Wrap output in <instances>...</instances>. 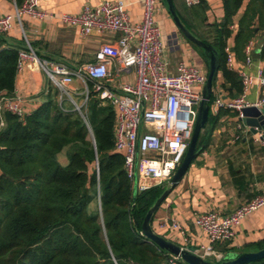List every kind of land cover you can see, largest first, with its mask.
Wrapping results in <instances>:
<instances>
[{
	"label": "trees",
	"instance_id": "trees-1",
	"mask_svg": "<svg viewBox=\"0 0 264 264\" xmlns=\"http://www.w3.org/2000/svg\"><path fill=\"white\" fill-rule=\"evenodd\" d=\"M223 1L225 18L207 43L219 51L214 87L221 72L222 87L235 96L243 83L227 66L226 46L245 0ZM260 31L264 0H248L235 34L238 57ZM6 35L0 34V97L14 94L25 47L24 38L8 45ZM214 98L212 93L210 105ZM85 114L89 126L52 83L25 116L0 112V264H171L170 253L143 233L145 216L167 184L134 193L123 154L115 149L114 106L91 91ZM201 145L202 135L197 150ZM65 148L69 162L62 164ZM244 264H264V258Z\"/></svg>",
	"mask_w": 264,
	"mask_h": 264
},
{
	"label": "crops",
	"instance_id": "crops-1",
	"mask_svg": "<svg viewBox=\"0 0 264 264\" xmlns=\"http://www.w3.org/2000/svg\"><path fill=\"white\" fill-rule=\"evenodd\" d=\"M102 1L106 0H40L41 8L49 15L44 18L28 15L24 17L28 37L37 53L41 57L62 60L72 66L93 61L99 46L112 40L115 35L94 32L84 36L79 26L68 25L61 17L64 14H79L85 5H95ZM121 1L126 5L130 21L141 22L144 0ZM173 1L181 22L194 37L206 43L215 39L214 26L221 24L225 18L223 0H201L196 4H188L187 0ZM247 2L248 0L244 1L230 25L232 34L226 46L227 66L241 79L243 72L256 75L259 68L264 71V31L257 32L246 44L244 58L238 57L234 52L237 24ZM16 4V0H0V15L14 13ZM156 19L162 31L168 71L176 73L179 63L184 62L199 67L208 75L209 61L205 49L179 29L166 0H160ZM6 34L8 45L22 44V30L16 21H13L12 29ZM248 47L252 58L250 62L247 61ZM230 53L231 65L228 64ZM122 78L133 81L134 75L131 73ZM223 82L224 77L219 72L213 93L215 95L216 91L222 92L225 100L244 95L245 99L256 102L264 95V88L258 79H254L246 90L243 84L242 92L235 96L222 87ZM50 84L46 73L27 61L23 69L18 70L14 94H3L1 97H12L21 104L25 103L26 109L32 111L44 100ZM18 97L24 101H19ZM258 107L264 113V105ZM210 113L215 121L209 119L207 127L202 130V145L197 156L181 181L154 213L151 222L156 233L182 247H196L207 241L196 223L199 214L213 210L231 213L237 206L264 191V130L255 133L245 123L240 111L235 109L220 107L215 110L212 103ZM60 162L67 164L69 158ZM173 218L184 227L183 230L172 224ZM215 248L224 252L225 259L264 248V206L247 214L236 226L234 237L216 243Z\"/></svg>",
	"mask_w": 264,
	"mask_h": 264
},
{
	"label": "built area",
	"instance_id": "built-area-1",
	"mask_svg": "<svg viewBox=\"0 0 264 264\" xmlns=\"http://www.w3.org/2000/svg\"><path fill=\"white\" fill-rule=\"evenodd\" d=\"M200 1L187 0L188 4ZM159 2L144 0L143 19L139 23L130 21L126 5L121 0L87 4L79 14L62 15L66 24L79 26L84 36L94 32L115 35L99 46L93 61L78 66L41 57L32 46L24 17L44 18L49 15L41 8L40 0H23L20 5L16 4L14 13L0 15V34L10 32L13 21L22 30L25 47L19 50L18 70L31 61L46 73L61 95L76 93V88L72 87L75 81L83 84L84 101L78 103L73 97L70 99L88 126L85 111L91 91L114 106L115 149L123 154L124 168L133 189L137 188L136 192L169 183L187 152L194 132L202 99L194 85L205 84L207 79L206 72L184 62L179 63L176 73L168 71L162 31L156 19ZM231 59L230 53L229 65ZM247 61H252L249 47ZM131 73L133 81L122 78ZM254 79H258L264 88L262 68L256 75L242 73L244 90ZM18 100L24 101L19 97ZM213 103L215 110L220 107L235 109L242 116L244 107L264 105V95L256 102L245 99L244 95L225 100L222 92L216 91ZM25 106V103L21 104L12 97L0 98V112L9 110L23 117L31 112ZM3 125L4 121L0 118V127ZM262 206L264 191L237 206L231 213L213 210L199 214L196 223L207 241L196 246L195 253L213 262L223 261L225 254L218 251L215 244L231 240L242 219ZM172 224L181 230L184 228L174 218ZM169 262L186 263L180 256L171 253Z\"/></svg>",
	"mask_w": 264,
	"mask_h": 264
},
{
	"label": "water",
	"instance_id": "water-1",
	"mask_svg": "<svg viewBox=\"0 0 264 264\" xmlns=\"http://www.w3.org/2000/svg\"><path fill=\"white\" fill-rule=\"evenodd\" d=\"M168 9L176 22L179 29L190 39L196 41L198 44L202 45L205 49V54L208 57L209 66H208V75L206 82L202 89V99L199 105L196 124L194 132L187 149V152L178 166L177 170L169 180V185L162 195L156 200L152 207L147 212L144 222H143V233L144 235L156 243L161 249L180 256L187 264H244L249 261H253L259 258H264V248L255 251V252H246L238 255L235 258L225 259L222 262H213L208 259H204L201 256L195 253V246L189 245L187 247H182L173 243L172 241L166 239L164 236L156 233L151 226L152 218L157 209L162 205L164 200L170 194V192L177 186L181 181L184 174L188 171L192 161L198 154L197 144L200 137V134L203 129H205L209 123L210 119V100L214 88V78L218 71V60H219V51L210 43L203 42L196 37H194L183 25L180 20V17L176 11L174 1L166 0ZM242 118L247 125H249L252 130L257 133L259 130H264V113L258 106H249L244 107L242 110ZM264 136V133H263ZM136 189V188H135ZM136 191L134 190V193Z\"/></svg>",
	"mask_w": 264,
	"mask_h": 264
},
{
	"label": "rangeland",
	"instance_id": "rangeland-1",
	"mask_svg": "<svg viewBox=\"0 0 264 264\" xmlns=\"http://www.w3.org/2000/svg\"><path fill=\"white\" fill-rule=\"evenodd\" d=\"M197 85V86H196ZM196 85H194V89L197 91V92H200L201 93V91H202V88H203V85L202 84H196ZM72 87L75 89L76 88V90H74V91H76V93H72V95H70V96H66V94H64L70 101H71V97H73V99H75L78 103H81V102H83L84 101V94H83V92H84V90L83 89H85L84 88V86H83V84L82 83H80V82H78V81H75L74 82V84L72 85ZM73 88H72V90H73ZM68 148H65L60 154H59V159L62 161V162H65V161H67V159H68ZM134 190L135 191H137V188L135 189L134 188ZM136 193V192H135Z\"/></svg>",
	"mask_w": 264,
	"mask_h": 264
}]
</instances>
